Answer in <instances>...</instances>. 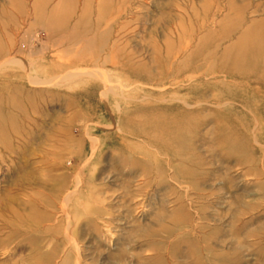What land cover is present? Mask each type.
<instances>
[{"label":"rangeland","instance_id":"374dc122","mask_svg":"<svg viewBox=\"0 0 264 264\" xmlns=\"http://www.w3.org/2000/svg\"><path fill=\"white\" fill-rule=\"evenodd\" d=\"M260 55L264 0H0V264H264Z\"/></svg>","mask_w":264,"mask_h":264},{"label":"bare ground","instance_id":"6f19581e","mask_svg":"<svg viewBox=\"0 0 264 264\" xmlns=\"http://www.w3.org/2000/svg\"><path fill=\"white\" fill-rule=\"evenodd\" d=\"M258 41V40H257ZM257 49H258V47H256V46H254V47H251V54H252V56L254 55H258V51H257ZM245 50H247V49H245ZM241 57V56H240ZM244 57V56H243ZM243 57L242 58H240L239 59V61H243ZM251 59V58H250ZM249 68H251V69H258V67H260V66H263L264 65V56H259V58H258V56H256L255 57V59L253 60V61H250V63H249Z\"/></svg>","mask_w":264,"mask_h":264}]
</instances>
